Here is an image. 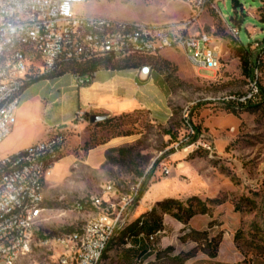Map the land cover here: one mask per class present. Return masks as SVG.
I'll use <instances>...</instances> for the list:
<instances>
[{"label":"rangeland","instance_id":"obj_1","mask_svg":"<svg viewBox=\"0 0 264 264\" xmlns=\"http://www.w3.org/2000/svg\"><path fill=\"white\" fill-rule=\"evenodd\" d=\"M238 2L240 6L234 8L232 0H224L217 8L229 26L239 29V42L216 12L189 28L190 35L204 30L218 38L216 44L222 49L218 73L196 71L182 54L169 50L144 59L165 81L166 119L139 110L110 117L99 126L88 122L81 131L61 129L70 140L85 139L88 147L121 138L123 144L111 149L123 152H109V160L104 155L102 164L92 168L85 162L89 151L74 146L69 152L76 160L61 178H53L60 170L59 161L53 166L40 232L31 252L17 264L54 261L73 245L68 235L98 215L90 204L79 210L82 199L98 198L104 207L123 203L138 181L140 200L126 215L100 264H264V55L254 73L257 91L246 101L240 99L251 93L253 80L235 55L240 43L248 46L264 39L259 13L264 0ZM188 13L183 0H89L73 6L77 16L151 24L178 22ZM41 85L30 88L28 95ZM32 112L38 114V109ZM32 126L38 134L39 124ZM192 127L199 129L196 139ZM12 152L11 145L0 146V157ZM111 184L115 194L104 195ZM157 196L192 208L193 216L183 223L156 204L149 208ZM141 200L147 205L144 210H138ZM155 221L160 222L158 232L148 236L140 232L142 225L153 227ZM151 235H157L155 240L145 243L143 237ZM57 239L62 241L56 243ZM214 247L216 256L211 257Z\"/></svg>","mask_w":264,"mask_h":264},{"label":"built area","instance_id":"obj_2","mask_svg":"<svg viewBox=\"0 0 264 264\" xmlns=\"http://www.w3.org/2000/svg\"><path fill=\"white\" fill-rule=\"evenodd\" d=\"M88 1L0 0V102H4L3 113H0V146L16 125L20 105V97L16 101H5V94L20 85L21 80H29L30 83L34 78L47 77L49 67L65 64L66 59L84 61L102 56L110 59L124 55L136 57L158 55L169 50L182 54L196 71L215 74L220 71L222 49L216 44L218 38L204 30L190 35L189 28L210 12L221 15L217 5L224 0H183L189 9L188 17L165 24L73 14L75 4H86ZM222 18L225 21L223 16ZM103 22L135 25V32H128L126 35L93 34V37H86V29L100 26ZM227 27L231 36L239 42V29L228 24ZM137 28H145V35H137ZM260 44V41H255L251 48L257 49ZM136 69L138 76L144 79L149 78L153 71L146 66ZM70 75L75 87L81 88L91 84L95 72ZM256 82L253 79L251 93L240 101H246L257 91ZM88 122L84 113L78 112L73 126L76 128ZM192 133L194 134V130ZM66 142L64 131L57 129L48 133L41 141L0 157L2 168L23 159L24 154H34V162L29 164L27 170L9 174L0 181V264H8V259L13 255L28 251L32 240L27 233L28 217L44 211L30 209L32 200L42 199V190L46 188L47 178L54 166L50 169H38L41 148H48L50 152L57 146H65ZM34 171H41V178H34ZM140 188L141 182L138 181L132 196L124 198L123 203L105 207L98 198L82 199L78 209L83 210L90 204L94 213H98V220L68 235L75 238L74 249L70 250V255H59L55 264H96L101 255V244L116 234L130 209L139 202ZM103 194H115L112 184L110 190H103ZM19 197H28V211L16 209ZM147 238L149 242L155 239ZM62 239H57L56 243Z\"/></svg>","mask_w":264,"mask_h":264},{"label":"crops","instance_id":"obj_3","mask_svg":"<svg viewBox=\"0 0 264 264\" xmlns=\"http://www.w3.org/2000/svg\"><path fill=\"white\" fill-rule=\"evenodd\" d=\"M40 82L42 84L40 88L28 95V90ZM37 83L27 86L20 95L16 125L10 136L3 142L11 145L14 149L12 153L45 139L48 133L57 129L72 130L75 128L73 120L78 112L115 117L145 110L155 119H166V116L169 115L167 113L169 95L165 81L163 76L154 71L149 78L144 79L138 76L137 69L111 70L101 68L95 72L91 84L81 88L75 87L74 79L70 74L41 80ZM34 109H38V114L32 112ZM32 124H39L41 127L38 134L34 131ZM88 125L89 123L80 124L75 130L81 131ZM75 130L73 129L74 132H76ZM76 138L79 139L78 136H72L71 140L67 138L62 155L64 152L67 154L56 164V166H60V170L54 171L53 178H61L75 162L74 153L69 152V150H73L74 146L80 149L85 140L79 139L77 141ZM121 144H123L121 138H112L103 144H99L89 150L85 162L92 168H97L102 164L105 152L111 148H118ZM162 197L157 196L151 203L152 205L149 204V208L160 202ZM140 203L138 210H144L147 205L143 204L142 200ZM147 236L143 237L145 243H149ZM135 242L138 243L136 246L138 248L142 241L139 239Z\"/></svg>","mask_w":264,"mask_h":264},{"label":"bare ground","instance_id":"obj_4","mask_svg":"<svg viewBox=\"0 0 264 264\" xmlns=\"http://www.w3.org/2000/svg\"><path fill=\"white\" fill-rule=\"evenodd\" d=\"M128 32H135V25H126V24H122V22H114V23L103 22L100 23V26H91L89 27V29H86V37H93V34L126 35ZM137 35H145V28H137ZM133 56L134 55H124L123 57L111 58V60L113 62L123 63L131 59ZM89 61H91V59H86L84 61L66 59L65 63L68 62L74 64L75 66L83 67V65ZM61 65L63 64H58V66L56 67H49L48 76L53 73H56L58 69L61 67ZM146 67H148V69H151L148 65ZM85 74H89V73H85ZM28 83L29 80H21L20 85L15 86V88H12L10 91H8V93L5 94V101L18 100V98L20 97V95L22 94ZM3 110H4V102H0V113H3ZM63 150H64V146H57L55 150L50 152H48V148H41L40 159L38 161V169H50L52 165H55L57 163V159L59 158V156H61ZM33 162H34V154H24L23 159L15 161L10 165H5V167L0 168V181H2V179L4 177H7L9 174L27 170L29 164ZM34 178H41V171H34ZM110 188L111 187H107L106 190H110ZM43 204H44V190H42V199L32 200L30 202V209H42ZM16 209H20V211H28V197H19L18 201H16ZM40 215L41 212H38L28 217L27 233H29L30 237L32 238L29 244L28 251L13 255L11 258L8 259V264H17L23 255H26L31 252L32 247L35 243V239L38 236V233L40 232L39 222H38ZM95 220H98V215H94L93 217H91V219L86 223V225L93 223ZM114 236L115 235L111 236L110 238H108L107 241H104L101 244V255H99V259L96 264H100L103 255L105 254ZM70 240L73 242L72 243L73 245L68 247L60 256L70 255V250L74 249L75 238L71 237ZM47 264H55V260Z\"/></svg>","mask_w":264,"mask_h":264},{"label":"trees","instance_id":"obj_5","mask_svg":"<svg viewBox=\"0 0 264 264\" xmlns=\"http://www.w3.org/2000/svg\"><path fill=\"white\" fill-rule=\"evenodd\" d=\"M233 2V7L237 8L240 6L238 0H232ZM260 13V21L264 22V8L259 11ZM237 20V18H235ZM261 44L257 49H251V44L248 46H244L243 44L240 43L239 47L235 50V55L236 57L239 58L241 65L244 69V72L251 78L252 80L255 79L254 77V70L259 69L260 62L262 59V56L264 55V39L260 41ZM157 55H144V56H133L131 59L127 60L126 62L120 63V62H113L110 58L106 56L102 57H94L91 59V61L87 62L86 64L82 66H75L72 63L66 62L65 64L61 65V67L58 69L56 73H53L47 77H39V78H34L31 80L30 83L27 84V86L31 84H35L41 80H47V79H52L55 77L62 76L64 74H85V73H93L96 72L97 70L101 68L105 69H111V70H126V69H136L140 66H149V64L144 60L146 58H154ZM150 67V66H149ZM151 68V67H150ZM152 69V68H151ZM153 70V69H152ZM26 86V87H27ZM84 116L87 120H89V114L84 113ZM110 120V117H108L105 121L100 122L95 124V126H99L101 124H106ZM192 132L194 130L195 138L199 135V129H195L192 127ZM193 142L189 143L192 144ZM103 144V143H102ZM99 145V144H98ZM90 146L88 147V142H84L82 149L85 151H89L96 146ZM109 152H117L120 154L123 152L122 148L119 149H110L105 153V158L109 160L110 158L108 157ZM64 155L61 154L59 158L57 159V162L62 159ZM113 162H117V159H112ZM157 207L161 210V212L165 214H169L175 218H177L179 221L185 223L187 220H189L192 216V208H185L182 206L181 203L174 199H165L163 201L157 202L156 203ZM160 228V222L155 221L153 223V227H149L148 225H142L140 232L145 231L147 235L154 234L159 231ZM72 233V232H71ZM70 233V234H71ZM150 237H154L151 235ZM52 238V237H49ZM48 237H46V240ZM141 248V244L137 249ZM133 253V255L136 254L137 251H130ZM211 257L216 256V247H214V251L210 253Z\"/></svg>","mask_w":264,"mask_h":264},{"label":"water","instance_id":"obj_6","mask_svg":"<svg viewBox=\"0 0 264 264\" xmlns=\"http://www.w3.org/2000/svg\"><path fill=\"white\" fill-rule=\"evenodd\" d=\"M107 118L108 117L106 115L90 114L89 115V123L90 124H97V123L105 121Z\"/></svg>","mask_w":264,"mask_h":264}]
</instances>
